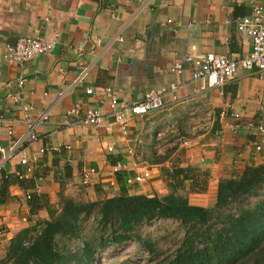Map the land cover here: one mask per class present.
I'll return each mask as SVG.
<instances>
[{
  "label": "crops",
  "instance_id": "0c3cea01",
  "mask_svg": "<svg viewBox=\"0 0 264 264\" xmlns=\"http://www.w3.org/2000/svg\"><path fill=\"white\" fill-rule=\"evenodd\" d=\"M260 1L0 0L1 44L15 45L27 36L56 39L51 54L23 64L8 63L0 48V147L19 143L3 172L17 178L15 173L25 171L22 159L32 167L23 187L11 184L0 205V249L18 231L48 219L43 207L30 215L27 195H43L53 205L60 196L75 200L83 192L94 198L121 191L150 198L167 194L162 169L190 167L205 174L207 184L203 192L189 194V201L207 207L215 203L221 179L261 164L264 80L257 71L238 68L216 87L193 81L187 64L180 76L170 73L173 62L187 54L246 56L251 42L237 31V21L251 16ZM171 83H184L177 101L166 97L162 109L133 118L122 134L103 90L130 105ZM73 109L77 114L69 115ZM88 109L102 114L97 126L81 123ZM43 112L48 120L37 127L38 140L29 143L26 119ZM46 145L53 150L39 155ZM89 169L94 174L83 186ZM146 170V182L127 183ZM207 198L210 203L203 202Z\"/></svg>",
  "mask_w": 264,
  "mask_h": 264
},
{
  "label": "trees",
  "instance_id": "16d2710c",
  "mask_svg": "<svg viewBox=\"0 0 264 264\" xmlns=\"http://www.w3.org/2000/svg\"><path fill=\"white\" fill-rule=\"evenodd\" d=\"M196 170L162 169L167 194L150 198L121 191L86 203L60 196L53 205L43 195H30V215L43 207L48 219L18 231L5 247L0 264H96L97 251L131 240L139 243L142 254L147 253L146 264H264V199L244 205L264 190V161L221 179L215 203L207 207L193 205L188 198L206 190L205 174ZM26 180L3 172L0 205L5 204L11 184L23 187ZM89 218L96 226L95 239L83 236V224ZM158 220H173L185 229L181 244L171 254L137 231ZM79 239L81 245L74 251L59 248L61 240Z\"/></svg>",
  "mask_w": 264,
  "mask_h": 264
},
{
  "label": "built area",
  "instance_id": "2783aa9c",
  "mask_svg": "<svg viewBox=\"0 0 264 264\" xmlns=\"http://www.w3.org/2000/svg\"><path fill=\"white\" fill-rule=\"evenodd\" d=\"M1 9V5H0ZM237 31L250 39V52L239 60H229L224 56L214 53L193 56L187 54L183 59L175 60L170 67V73L175 76H180L184 70V64L192 67L191 79L193 81L206 80L209 87L223 85L226 81L231 80L238 68L245 71L256 70L259 77L264 80V0L255 4L252 7V15L242 17L237 21ZM56 45V39L47 40L40 36H27L20 38L15 45L1 44L0 48L4 50L5 60L10 64H23L32 60L35 57L49 55L53 52ZM85 73L79 77L81 80ZM24 84V79L19 78L17 87L20 89ZM184 83H171L168 87L149 90L143 94L141 99L131 103L130 105L119 104L111 89L103 90L105 96L109 99L111 115L114 118L122 134H126L127 125L130 120L137 117H142L150 112L158 111L164 106V99L170 97L172 101H177V91ZM87 94L91 91L87 90ZM14 101L18 100V96L11 97ZM29 108H24L27 111ZM69 115L77 114V110H70ZM102 119V114L97 109H88L85 111L82 124L86 126H97ZM48 120V113L43 112L37 115L34 119H26L27 133L26 137L29 143H34L38 140L36 129L41 124ZM250 128L253 124L249 125ZM259 132H263L261 126L257 127ZM8 135H12V131H8ZM17 142V141H16ZM13 143L7 150L0 147V181L4 171V164L8 162L18 148L19 143ZM262 147L256 146V150L260 151ZM53 149L49 146H43L38 150L39 155H43ZM112 151V148L108 149ZM22 166H25L24 172L15 173L17 179L25 180L32 173L30 162L26 159L20 161ZM94 174V169H89L84 172L81 179V185L87 186L90 182V177ZM150 177L148 170L136 175L133 179L128 180V184L144 183ZM29 200L30 196L27 195ZM1 228V224H0Z\"/></svg>",
  "mask_w": 264,
  "mask_h": 264
},
{
  "label": "rangeland",
  "instance_id": "374dc122",
  "mask_svg": "<svg viewBox=\"0 0 264 264\" xmlns=\"http://www.w3.org/2000/svg\"><path fill=\"white\" fill-rule=\"evenodd\" d=\"M99 197L94 198L92 194L79 193L75 201L89 202L95 201ZM259 199H264V190H261L257 197H250L244 205H253ZM192 203V200H190ZM198 202V201H197ZM203 202L210 203V200L204 199ZM213 205V204H212ZM84 235H89L92 239L96 238V226L93 218H89L83 224ZM137 231L141 237L150 240L158 249L166 250L171 254L176 250L182 242L185 229L173 220H158L149 224H143L137 227ZM36 232L32 234L34 236ZM82 240L76 241H59V248L66 247L71 251L76 250L81 245ZM5 249H0V259L4 256ZM147 253L142 254V250L137 241L131 240L120 245H110L106 249L99 250L95 254L96 264H146Z\"/></svg>",
  "mask_w": 264,
  "mask_h": 264
}]
</instances>
